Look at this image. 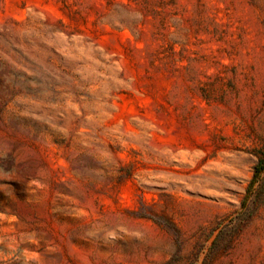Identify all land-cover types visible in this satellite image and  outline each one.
<instances>
[{
  "label": "rangeland",
  "instance_id": "374dc122",
  "mask_svg": "<svg viewBox=\"0 0 264 264\" xmlns=\"http://www.w3.org/2000/svg\"><path fill=\"white\" fill-rule=\"evenodd\" d=\"M264 0H0V264H264Z\"/></svg>",
  "mask_w": 264,
  "mask_h": 264
},
{
  "label": "trees",
  "instance_id": "16d2710c",
  "mask_svg": "<svg viewBox=\"0 0 264 264\" xmlns=\"http://www.w3.org/2000/svg\"><path fill=\"white\" fill-rule=\"evenodd\" d=\"M264 169V152L259 154V159L255 166L254 176L258 175Z\"/></svg>",
  "mask_w": 264,
  "mask_h": 264
}]
</instances>
